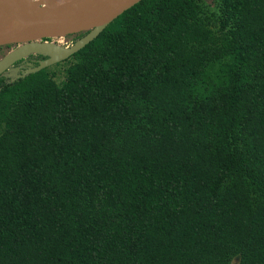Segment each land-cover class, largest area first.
I'll use <instances>...</instances> for the list:
<instances>
[{"label": "trees", "instance_id": "trees-1", "mask_svg": "<svg viewBox=\"0 0 264 264\" xmlns=\"http://www.w3.org/2000/svg\"><path fill=\"white\" fill-rule=\"evenodd\" d=\"M69 57L0 79V264H264V0H140Z\"/></svg>", "mask_w": 264, "mask_h": 264}, {"label": "water", "instance_id": "water-1", "mask_svg": "<svg viewBox=\"0 0 264 264\" xmlns=\"http://www.w3.org/2000/svg\"><path fill=\"white\" fill-rule=\"evenodd\" d=\"M138 1L140 0H101L99 5L101 4L103 9L98 5L69 13L58 9L45 8L35 0H0V4L8 7L10 13L24 27L41 32L39 35L26 38H20L18 33L0 38V45L22 42V44L0 58V73L15 60L36 51H47V58L40 60L33 67L26 68L22 75L38 71L50 64L68 58L96 37L114 18ZM80 31L86 32L68 46L36 41L42 37L63 36Z\"/></svg>", "mask_w": 264, "mask_h": 264}, {"label": "bare ground", "instance_id": "bare-ground-1", "mask_svg": "<svg viewBox=\"0 0 264 264\" xmlns=\"http://www.w3.org/2000/svg\"><path fill=\"white\" fill-rule=\"evenodd\" d=\"M45 8L58 9L73 13L75 11L99 5L101 0H35ZM99 7H103L101 4ZM103 9V8H102ZM19 34L20 38L39 35L41 32L24 27L21 22L10 13L8 7L0 4V38L8 35ZM18 36V35H17ZM47 53V51H45Z\"/></svg>", "mask_w": 264, "mask_h": 264}, {"label": "flooded vegetation", "instance_id": "flooded-vegetation-1", "mask_svg": "<svg viewBox=\"0 0 264 264\" xmlns=\"http://www.w3.org/2000/svg\"><path fill=\"white\" fill-rule=\"evenodd\" d=\"M76 33H78V32H76ZM76 33L66 34V35H63V36L42 37V38L37 39L36 41H39V42H52V43H55L57 45L68 46L75 39H77L79 36H81V35H79L78 37H76V35H75ZM68 35H71L69 43H67V44L61 43L59 38L67 37ZM20 44H22V42H14V43L0 45V58L4 54L9 52L10 50H12L15 47L19 46ZM47 56H48L47 53L41 52V51H36V52L29 53V54H27V55L15 60L4 71H2L0 73V79L1 80H7V79L12 80L15 77L21 76V74L24 72V70L26 68L33 67V66L37 65L40 60L46 59ZM41 69H43V68H41ZM27 74H29V73H27Z\"/></svg>", "mask_w": 264, "mask_h": 264}, {"label": "rangeland", "instance_id": "rangeland-1", "mask_svg": "<svg viewBox=\"0 0 264 264\" xmlns=\"http://www.w3.org/2000/svg\"><path fill=\"white\" fill-rule=\"evenodd\" d=\"M209 1V0H207ZM208 24H210V29L213 30V27L211 25V23L207 22ZM70 37L71 36H67V37H61L59 38L61 43L63 44H67L70 41ZM72 61L71 57H68L62 61L50 64L46 67H44V74L51 77L53 80H55L56 82L60 81L63 78L64 75V68ZM231 263L236 262V258L235 257H231L230 259Z\"/></svg>", "mask_w": 264, "mask_h": 264}]
</instances>
